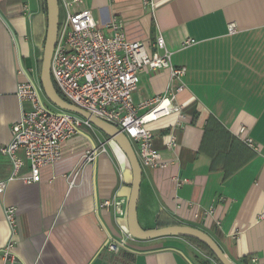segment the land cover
Here are the masks:
<instances>
[{
    "label": "crops",
    "instance_id": "obj_1",
    "mask_svg": "<svg viewBox=\"0 0 264 264\" xmlns=\"http://www.w3.org/2000/svg\"><path fill=\"white\" fill-rule=\"evenodd\" d=\"M84 1L74 10H91L105 33L117 17L131 40L150 45L161 35L166 49L157 53L167 50L172 66L186 69L179 80L169 69L143 71L133 94L139 104L184 87L175 100L183 106L181 125L176 114L151 125L166 165L143 167L141 226L192 225L209 233L235 264H264V0H152L154 8L143 0ZM46 30L40 0H0V146L31 106L19 98L18 86L27 80L23 67L33 63L27 70H38ZM173 128L177 145L167 148ZM91 144L75 135L62 144V159L41 169L40 182L13 181L0 195V264L11 237L10 205L18 213V264H219L184 237L139 241L128 235L133 175L115 142L82 166L70 188L68 177ZM11 170L0 153V178ZM114 195L119 209L100 206ZM122 238L127 248L109 249L110 239Z\"/></svg>",
    "mask_w": 264,
    "mask_h": 264
},
{
    "label": "built area",
    "instance_id": "obj_2",
    "mask_svg": "<svg viewBox=\"0 0 264 264\" xmlns=\"http://www.w3.org/2000/svg\"><path fill=\"white\" fill-rule=\"evenodd\" d=\"M60 24L58 40L51 62L53 81L61 96L71 104L116 125L132 142L142 167H164L162 153L156 147L154 131L151 125L158 120L176 114L177 125L185 120L183 106L175 102L176 96L184 87L179 85L171 94L158 95L139 104H135L134 92L139 87L140 75L146 70L169 69L173 80L184 77L186 69L171 64V54H163L159 49H166L165 39L159 35L150 45L128 38L123 22L113 17L107 26L109 33L101 28L89 9L74 10L84 0H59ZM145 4L156 3L143 0ZM230 31L235 24L229 25ZM188 42H194L190 39ZM153 48V52L149 51ZM36 71V70H35ZM32 80L20 83L18 96L31 103L24 110L18 121L12 125L10 142L0 146V153L10 159L12 170L9 176L0 178V195H4L9 184L20 181L26 185L40 182L41 169L62 159V144L75 135L85 138L83 128L93 129L94 125L83 116L69 111H50L43 101V90L39 71ZM82 131V132H81ZM93 140V139H92ZM112 141L97 139L86 149L78 166L70 174L69 187L78 183L82 166L96 161L98 156L107 151L106 144ZM245 142L256 148L251 138ZM167 148L177 145V134L173 128L167 135ZM104 208L119 209L114 195L100 205ZM213 212L211 207L206 214ZM6 220L11 229V237L2 247L4 264H18L14 253L18 226L17 207L5 208ZM198 213L195 217H199ZM125 245L122 238L118 242L110 239L109 249L116 250ZM123 247V246H122Z\"/></svg>",
    "mask_w": 264,
    "mask_h": 264
},
{
    "label": "water",
    "instance_id": "obj_3",
    "mask_svg": "<svg viewBox=\"0 0 264 264\" xmlns=\"http://www.w3.org/2000/svg\"><path fill=\"white\" fill-rule=\"evenodd\" d=\"M47 4V30L45 36V44L43 46L41 57V69L39 70V78L43 93L52 104L60 110L77 113L88 119L104 136L117 144L119 149L126 157L131 168L132 180L130 195L127 202L126 220L128 235L139 241H150L163 237H189L197 239L206 244L212 251L220 264H235L225 254L218 242L204 229L192 225L172 224L163 227H154L145 229L141 226L138 218V202L140 198V188L143 176V167L139 162V158L134 146L128 136L122 132L116 125L109 123L76 105L71 104L58 92L51 73L52 55L57 44L59 24H60V1L46 0ZM26 77L33 81L29 71L22 68ZM82 132V131H81ZM84 133V132H82ZM85 134V133H84ZM91 142V136L85 134ZM112 237V236H111ZM118 242V240H116ZM123 247L127 248L125 245ZM134 251V250H133ZM135 252V251H134Z\"/></svg>",
    "mask_w": 264,
    "mask_h": 264
},
{
    "label": "trees",
    "instance_id": "obj_4",
    "mask_svg": "<svg viewBox=\"0 0 264 264\" xmlns=\"http://www.w3.org/2000/svg\"><path fill=\"white\" fill-rule=\"evenodd\" d=\"M40 1H41V5H42L43 12L45 14H47V4H46V0H40ZM45 36H46V32L44 33V35L42 37V40H41V43H40V44H42V51H43V46L45 44L44 43L45 42ZM40 69H41V59H40L39 64H38V70L37 71H39ZM39 73H40V71H39ZM122 155H123V153H122ZM172 224H180V223L174 221V222H172V223H170L168 225H172ZM165 226H167V225H165ZM160 227H162V226H160ZM184 238H186V239L192 241L193 243L199 245L201 248H203L204 250H206L208 252V254L212 255L216 259V257L214 256V254L212 253V251L209 249V247L206 244H204L203 242H201V241H199L197 239H194V238H189V237H184ZM218 263H219V261H218Z\"/></svg>",
    "mask_w": 264,
    "mask_h": 264
},
{
    "label": "rangeland",
    "instance_id": "obj_5",
    "mask_svg": "<svg viewBox=\"0 0 264 264\" xmlns=\"http://www.w3.org/2000/svg\"><path fill=\"white\" fill-rule=\"evenodd\" d=\"M31 66H33V63H29L28 66H27V69H30ZM29 73L31 76H33L34 78L36 77L35 76V73L32 72L31 70H29ZM43 101L45 103V105L49 108L50 111H53V112H58V111H62L60 110L57 106H55L54 104H52L50 102V100H48L44 93H43ZM84 129V128H83ZM89 135H91L95 140H97V137L99 136L100 138L101 137H104V135L96 128L94 127V130L93 129H85Z\"/></svg>",
    "mask_w": 264,
    "mask_h": 264
}]
</instances>
